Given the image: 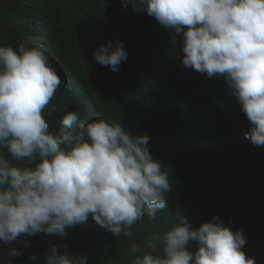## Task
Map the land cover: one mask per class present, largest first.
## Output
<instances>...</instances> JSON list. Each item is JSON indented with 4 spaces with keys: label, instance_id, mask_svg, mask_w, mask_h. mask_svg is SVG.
Returning <instances> with one entry per match:
<instances>
[{
    "label": "clouds",
    "instance_id": "9594fccd",
    "mask_svg": "<svg viewBox=\"0 0 264 264\" xmlns=\"http://www.w3.org/2000/svg\"><path fill=\"white\" fill-rule=\"evenodd\" d=\"M133 13L146 11L182 36L185 68L222 79L250 122L245 134L264 146V0H122ZM14 49L0 45V247L23 235L66 234L91 217L115 238L132 236L145 215L157 222L168 206L169 175L148 147L150 137L130 134L122 122L102 116L78 123L77 111L63 116L56 131L42 115L62 80L43 36ZM96 63L119 72L128 53L122 41L92 52ZM56 106L49 109V116ZM6 149L11 160L2 150ZM16 161L13 164L11 161ZM39 160V162H37ZM196 242L197 250H189ZM246 238L219 216L193 227L183 215L147 241L149 251L131 248V264H256L243 251ZM162 250V254H161ZM24 252L10 248L0 264ZM32 264H89L51 245ZM110 264V261H109Z\"/></svg>",
    "mask_w": 264,
    "mask_h": 264
},
{
    "label": "trees",
    "instance_id": "16d2710c",
    "mask_svg": "<svg viewBox=\"0 0 264 264\" xmlns=\"http://www.w3.org/2000/svg\"><path fill=\"white\" fill-rule=\"evenodd\" d=\"M36 35L44 37L62 80L42 113L50 130L70 111H77L78 123L101 116L122 122L130 134L150 137L151 155L161 161L172 191L165 194L168 206L157 212V222L145 215L130 238H115L90 217L63 236L22 235L0 247V260L14 247L24 255L13 257V264H32L31 256L42 261L49 246L57 245L87 254L89 264H131L133 245L142 256L149 251L146 241L183 215L193 227L219 216L242 231L246 255L264 264V146L246 139L250 122L222 79L183 66L182 36L146 11L125 9L122 0H0V45L31 46L28 38ZM117 40L128 58L112 72L92 52ZM53 105L56 112L49 116ZM189 250H197L196 242Z\"/></svg>",
    "mask_w": 264,
    "mask_h": 264
}]
</instances>
